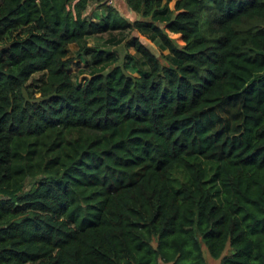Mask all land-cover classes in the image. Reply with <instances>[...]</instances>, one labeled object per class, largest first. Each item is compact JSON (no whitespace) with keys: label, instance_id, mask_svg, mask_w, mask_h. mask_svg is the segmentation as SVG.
Wrapping results in <instances>:
<instances>
[{"label":"trees","instance_id":"1","mask_svg":"<svg viewBox=\"0 0 264 264\" xmlns=\"http://www.w3.org/2000/svg\"><path fill=\"white\" fill-rule=\"evenodd\" d=\"M169 1L0 0V264H264V0Z\"/></svg>","mask_w":264,"mask_h":264},{"label":"rangeland","instance_id":"2","mask_svg":"<svg viewBox=\"0 0 264 264\" xmlns=\"http://www.w3.org/2000/svg\"><path fill=\"white\" fill-rule=\"evenodd\" d=\"M173 1L174 0H170L167 3V7L169 9L172 8L173 5ZM136 35L138 36L142 42L144 43V45L157 57H159V50L152 45L148 40H146L143 36L135 33V32H128L126 30L122 31V32H111L110 35L116 39H123V41L130 35ZM167 35L172 38L174 40V42L178 45L181 46L183 44L181 37L179 34H173V33H167ZM109 36L106 33H102L99 35H95V36H89L86 37V40H84V43H86L87 45L91 46V47H96V48H104V49H109L110 51H113L114 55L117 56V64H119L122 60L123 55L128 52V53H132V50L130 48L125 49V47L123 46V42L118 43V44H113L111 43L109 40ZM80 47L79 44H72L69 45L68 50H67V71L71 74V77L73 79V81L75 83L77 82H81L82 79L84 78H88V72L90 70V68H85V65L82 62L78 61V58H76L75 53L77 52V49ZM165 53V51L163 52ZM160 61L163 63V60L160 58ZM77 63V64H76ZM79 63V64H78ZM108 63V62H107ZM109 65V64H108ZM99 66V65H98ZM96 66V67H98ZM111 66H106L105 68H103V70H107L108 68H110ZM102 70V71H103ZM39 77L38 73H34L30 76L28 82H31L34 79H37ZM33 183V180L27 179L24 182V190H27L30 185ZM228 253V247H225L224 251L222 254H226ZM203 257L205 260V264H218L219 260H215L210 258L206 251L203 249Z\"/></svg>","mask_w":264,"mask_h":264},{"label":"crops","instance_id":"3","mask_svg":"<svg viewBox=\"0 0 264 264\" xmlns=\"http://www.w3.org/2000/svg\"><path fill=\"white\" fill-rule=\"evenodd\" d=\"M111 6H113L117 10L118 14L127 21H132L134 18H138L137 15H135L131 10H129V8L127 7V5L125 3V0H113ZM94 9H95V5L88 4L86 6L85 11L88 12V11H91ZM97 10H99V9H97Z\"/></svg>","mask_w":264,"mask_h":264},{"label":"built area","instance_id":"4","mask_svg":"<svg viewBox=\"0 0 264 264\" xmlns=\"http://www.w3.org/2000/svg\"><path fill=\"white\" fill-rule=\"evenodd\" d=\"M101 1L107 5H112V2H113V0H101Z\"/></svg>","mask_w":264,"mask_h":264}]
</instances>
